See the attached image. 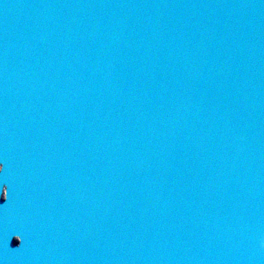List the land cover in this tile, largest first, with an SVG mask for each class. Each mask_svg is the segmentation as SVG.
I'll return each mask as SVG.
<instances>
[{
    "label": "water",
    "instance_id": "1",
    "mask_svg": "<svg viewBox=\"0 0 264 264\" xmlns=\"http://www.w3.org/2000/svg\"><path fill=\"white\" fill-rule=\"evenodd\" d=\"M0 165V264H264V0H0Z\"/></svg>",
    "mask_w": 264,
    "mask_h": 264
},
{
    "label": "clouds",
    "instance_id": "2",
    "mask_svg": "<svg viewBox=\"0 0 264 264\" xmlns=\"http://www.w3.org/2000/svg\"><path fill=\"white\" fill-rule=\"evenodd\" d=\"M3 166L2 165H0V168H2ZM5 191H7V187H5ZM0 196H3L5 199H7V197L5 196V195H3V194H0Z\"/></svg>",
    "mask_w": 264,
    "mask_h": 264
}]
</instances>
